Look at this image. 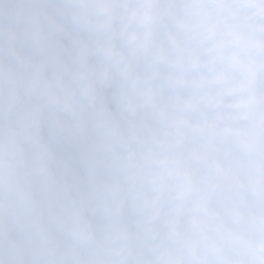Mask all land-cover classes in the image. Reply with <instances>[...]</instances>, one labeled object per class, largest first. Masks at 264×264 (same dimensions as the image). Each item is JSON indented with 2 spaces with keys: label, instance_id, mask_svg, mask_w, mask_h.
I'll use <instances>...</instances> for the list:
<instances>
[{
  "label": "clouds",
  "instance_id": "1",
  "mask_svg": "<svg viewBox=\"0 0 264 264\" xmlns=\"http://www.w3.org/2000/svg\"><path fill=\"white\" fill-rule=\"evenodd\" d=\"M0 264H264V0H0Z\"/></svg>",
  "mask_w": 264,
  "mask_h": 264
}]
</instances>
